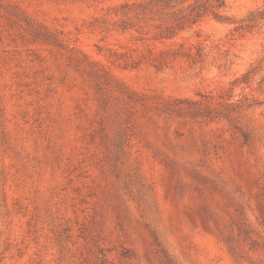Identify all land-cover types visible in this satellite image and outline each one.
Masks as SVG:
<instances>
[{"label":"rangeland","instance_id":"374dc122","mask_svg":"<svg viewBox=\"0 0 264 264\" xmlns=\"http://www.w3.org/2000/svg\"><path fill=\"white\" fill-rule=\"evenodd\" d=\"M264 264V0H0V264Z\"/></svg>","mask_w":264,"mask_h":264},{"label":"trees","instance_id":"16d2710c","mask_svg":"<svg viewBox=\"0 0 264 264\" xmlns=\"http://www.w3.org/2000/svg\"><path fill=\"white\" fill-rule=\"evenodd\" d=\"M168 264H172V262L170 261V263L168 262Z\"/></svg>","mask_w":264,"mask_h":264}]
</instances>
